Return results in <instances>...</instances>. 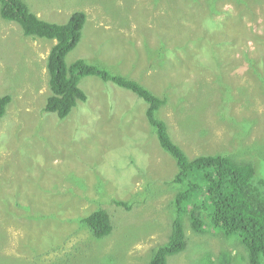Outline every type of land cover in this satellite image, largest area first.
<instances>
[{
  "label": "rangeland",
  "instance_id": "obj_1",
  "mask_svg": "<svg viewBox=\"0 0 264 264\" xmlns=\"http://www.w3.org/2000/svg\"><path fill=\"white\" fill-rule=\"evenodd\" d=\"M24 1L58 24L84 11L66 63L82 58L166 97L159 116L190 158L261 159L264 176V41L255 37L264 0ZM54 43L0 16V95L11 96L0 118V264H147L169 234L175 161L147 123L145 103L96 76L81 78L87 99L65 118L45 112ZM246 53L257 58L254 71ZM147 189L154 193L141 201ZM97 208L114 230L96 240L78 221ZM184 225L186 248L169 264H219L225 254L249 264L235 236Z\"/></svg>",
  "mask_w": 264,
  "mask_h": 264
},
{
  "label": "trees",
  "instance_id": "obj_2",
  "mask_svg": "<svg viewBox=\"0 0 264 264\" xmlns=\"http://www.w3.org/2000/svg\"><path fill=\"white\" fill-rule=\"evenodd\" d=\"M0 16L18 23L25 36L55 40L46 64L50 94L43 108L45 112L55 113L63 119L79 101L85 102L87 95L79 86L84 76L109 81L131 91L145 103L147 123L160 148L175 161L176 172L171 183L177 189L169 205L172 208V222L167 240L153 250L147 264H169V256L186 248L185 220L196 232L210 228L222 232L227 238L235 236L244 246L249 264H264V176L259 171L261 159L238 160L225 153L201 154L190 158L173 140L167 123L159 116L161 107L167 102L166 97L155 94L135 79L82 58L67 64V54L82 37L86 22L84 11L73 12L67 22L58 24L41 19L24 0H0ZM255 37L264 41V23L262 34H255ZM245 57L254 71L257 58L249 57L248 53ZM10 101V95H0V118ZM153 193L147 189V196L141 201ZM111 200L125 209L131 207L127 200L115 197H111ZM78 223L86 227L96 240L113 234V221L104 208H97L80 217ZM129 229L132 228L128 227L127 233ZM130 237L125 236L128 244ZM218 262L230 264L231 257L222 255Z\"/></svg>",
  "mask_w": 264,
  "mask_h": 264
}]
</instances>
